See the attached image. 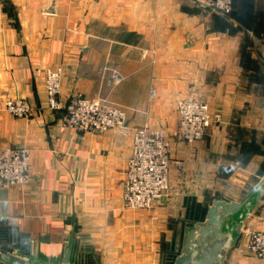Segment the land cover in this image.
Masks as SVG:
<instances>
[{
  "label": "crops",
  "instance_id": "obj_1",
  "mask_svg": "<svg viewBox=\"0 0 264 264\" xmlns=\"http://www.w3.org/2000/svg\"><path fill=\"white\" fill-rule=\"evenodd\" d=\"M58 66L62 107L54 110L45 73ZM111 67L124 76L118 85ZM193 88L213 120L189 144L175 135L176 103ZM75 93L119 104L126 127H66ZM16 97L29 100L30 118L6 110ZM144 122L164 129L184 168L172 164L167 197L131 209L123 179ZM13 146L30 149V180L0 187V222L33 238L36 254L10 252L41 264H61L67 249L71 264H162L213 201L254 193L223 264H264L243 234L264 228V0H233L228 15L202 0H0V149Z\"/></svg>",
  "mask_w": 264,
  "mask_h": 264
},
{
  "label": "built area",
  "instance_id": "obj_2",
  "mask_svg": "<svg viewBox=\"0 0 264 264\" xmlns=\"http://www.w3.org/2000/svg\"><path fill=\"white\" fill-rule=\"evenodd\" d=\"M202 1L209 9L220 14L228 15L233 9V0ZM109 70L114 85L124 80L118 69L111 67ZM63 73L62 66L47 69L45 73L47 102L54 110L62 107L60 94ZM151 95H155L154 89L151 90ZM4 106L16 117L30 118L33 113L29 100L22 97L8 98ZM176 109L178 127L175 135L189 144L202 140L213 115L200 90L193 88L178 99ZM127 120V112L122 106L105 98L89 97L81 93H75L68 99L62 117L66 127L85 132L125 128ZM171 148L172 140L162 129L147 122L134 129L131 153L123 179L122 201L127 208L149 209L157 199L168 196L172 164L175 163L179 170L184 168L183 161L172 159ZM30 158V149L26 146L0 149V187L7 189L27 184L30 180ZM243 234L246 249L264 259V228H250ZM29 242L33 246L35 240L29 238Z\"/></svg>",
  "mask_w": 264,
  "mask_h": 264
},
{
  "label": "water",
  "instance_id": "obj_3",
  "mask_svg": "<svg viewBox=\"0 0 264 264\" xmlns=\"http://www.w3.org/2000/svg\"><path fill=\"white\" fill-rule=\"evenodd\" d=\"M262 190L264 186L257 189ZM253 194L240 201H213L204 220L184 229L175 244L177 256L173 264H223L228 249L237 242L242 231V223L234 224L235 218L244 216ZM0 261L5 264H41L39 259H31L4 248H0ZM61 264H71V249L65 251Z\"/></svg>",
  "mask_w": 264,
  "mask_h": 264
},
{
  "label": "trees",
  "instance_id": "obj_4",
  "mask_svg": "<svg viewBox=\"0 0 264 264\" xmlns=\"http://www.w3.org/2000/svg\"><path fill=\"white\" fill-rule=\"evenodd\" d=\"M15 246H19L25 249V251H27V253L31 257L36 254V251L32 250L31 243L29 242V238L27 236L16 233L14 234L13 230L8 224L4 222H0V247L4 249H8V248L11 249ZM176 256H177V251L175 249H172L166 255L162 264H173V261Z\"/></svg>",
  "mask_w": 264,
  "mask_h": 264
},
{
  "label": "rangeland",
  "instance_id": "obj_5",
  "mask_svg": "<svg viewBox=\"0 0 264 264\" xmlns=\"http://www.w3.org/2000/svg\"><path fill=\"white\" fill-rule=\"evenodd\" d=\"M202 94V93H201ZM185 96V95H184ZM98 97H101V96H98ZM183 97V96H182ZM101 98H105V99H107V100H109L107 97H101ZM203 98V97H202ZM180 99V98H179ZM114 103V102H113ZM117 104V103H116ZM177 104V103H176ZM119 105V104H118ZM145 123V122H144ZM148 123V122H147ZM150 124V123H149ZM150 125H152V124H150ZM153 126V125H152ZM153 127H155V126H153ZM156 128H160V127H156ZM160 129H162V128H160ZM163 131H164V129H162ZM165 132V131H164ZM166 133V132H165ZM167 134V133H166ZM168 135V134H167ZM169 136V135H168ZM170 137V136H169ZM32 250H33V248H32ZM9 251V250H8Z\"/></svg>",
  "mask_w": 264,
  "mask_h": 264
}]
</instances>
